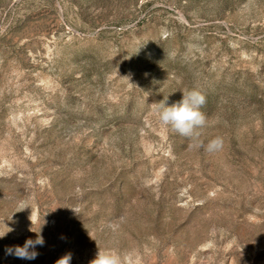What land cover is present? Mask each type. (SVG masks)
Listing matches in <instances>:
<instances>
[{
  "label": "rangeland",
  "instance_id": "374dc122",
  "mask_svg": "<svg viewBox=\"0 0 264 264\" xmlns=\"http://www.w3.org/2000/svg\"><path fill=\"white\" fill-rule=\"evenodd\" d=\"M191 89L219 151L153 112ZM9 229L0 264H264V0H0Z\"/></svg>",
  "mask_w": 264,
  "mask_h": 264
},
{
  "label": "clouds",
  "instance_id": "9594fccd",
  "mask_svg": "<svg viewBox=\"0 0 264 264\" xmlns=\"http://www.w3.org/2000/svg\"><path fill=\"white\" fill-rule=\"evenodd\" d=\"M205 101L206 98L200 90L191 89L183 92L182 99L171 106L167 105V100L160 101L153 105V112L158 116L159 121L164 126H170L173 131L194 141L191 145L192 147H203L205 151L212 153L222 149L223 139L221 137L213 138L207 145L199 142V129H202L206 125V116L200 110L205 104ZM31 230L34 231L33 228ZM9 231H11V229L0 234V238H3ZM35 232L37 233L35 240L27 239L23 246L16 245L6 247V254L14 255L23 260L36 259L39 253L35 248L37 245L43 246L45 241L43 236L40 235V230L39 232ZM70 260L71 256L66 255L59 259L57 264H70ZM91 264H121V261L120 258L112 252L99 251Z\"/></svg>",
  "mask_w": 264,
  "mask_h": 264
}]
</instances>
